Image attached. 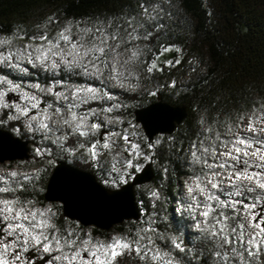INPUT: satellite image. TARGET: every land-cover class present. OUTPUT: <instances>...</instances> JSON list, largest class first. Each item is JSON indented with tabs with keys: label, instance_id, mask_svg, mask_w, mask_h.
I'll list each match as a JSON object with an SVG mask.
<instances>
[{
	"label": "trees",
	"instance_id": "16d2710c",
	"mask_svg": "<svg viewBox=\"0 0 264 264\" xmlns=\"http://www.w3.org/2000/svg\"><path fill=\"white\" fill-rule=\"evenodd\" d=\"M144 4L154 15H159L164 27L153 29L152 38L139 42L143 51L136 70L138 79L132 78V90L121 95L115 107L107 111L112 122L109 131L120 134L115 135L113 147L100 149L98 145L97 150L102 155L93 160L87 150L92 135L69 141L75 153L72 157L59 154L56 151L59 147L52 144L49 159L36 163L39 166L36 176L25 182L23 189H17L14 196L21 202L30 201V205H48L43 191L57 160L90 171L109 189L119 188L146 163H151L152 180L134 188L139 219L125 220L111 230L91 226L94 235L106 240L110 232H116V238L132 240L142 234L141 229L151 226L155 231L147 235L152 237L156 248L170 251L173 264H264V245L260 246L258 256L243 253L241 257L232 252V247L240 249L237 243L227 247L229 258L223 260L224 249L217 240L205 239V233L190 232L175 207L182 179L204 177L208 167L203 160L209 164L210 159L230 143V135L239 121L249 114L264 113V0H0V39L9 41L0 46V51L19 52L27 44L40 43L29 40L30 36L47 33L51 37L65 27L75 33L101 24H126L129 18L146 20L147 17L141 15ZM49 17L53 19L50 21ZM148 23L151 25L154 21ZM164 54H168L169 60L164 65H156ZM153 64L156 67L149 72ZM41 71L32 70L31 79L23 81L21 75L0 65L1 77L14 85L22 86V82L47 85L67 80L83 83V77L76 73L62 71L54 77ZM158 96L171 105H184L187 116L173 133L148 140L133 112L158 100ZM102 104L97 102L95 106L110 109ZM0 115V128L27 138L20 128L4 121L9 115L7 111L3 109ZM99 125L103 127L104 123ZM125 135L127 142L123 139ZM133 144L137 149H132ZM193 144L201 150V162H192ZM205 147L207 153H203ZM22 161L17 160L19 164L29 162L28 159ZM215 193L221 199H228L227 194ZM258 194L250 198L243 195L244 202H254ZM50 205L55 211L54 232L61 236L73 233L71 238L81 237L85 227L65 218L59 203ZM173 241L185 250L175 248ZM216 251L221 252V257L215 255ZM120 259L122 264H146L137 256Z\"/></svg>",
	"mask_w": 264,
	"mask_h": 264
},
{
	"label": "snow or ice",
	"instance_id": "6c2138e0",
	"mask_svg": "<svg viewBox=\"0 0 264 264\" xmlns=\"http://www.w3.org/2000/svg\"><path fill=\"white\" fill-rule=\"evenodd\" d=\"M141 8V15L146 16V20L129 18L126 24L115 26L101 24L94 29L81 28L75 33L70 27H65L51 37L47 33H41L39 36L32 35L29 40H38L40 43L35 46L27 44L19 52L0 51V64L24 71L27 69L23 68L22 61H27L33 66L39 65L45 70L61 67L69 70L79 69L85 77L98 79L102 83L114 82L121 87L128 86L133 77L138 79L136 70L141 63L143 51L139 42L152 38L153 29L159 30L164 27L160 23L159 15H154L149 11L147 4L141 5ZM52 19L49 17L50 21ZM148 21H154V23L149 25ZM8 43L9 41L0 39V46ZM155 67L156 65L153 64L148 71L151 72ZM4 83L10 85V91L19 88V85H14L11 81L0 77V84ZM35 87L39 89V85ZM48 92L67 101V111H65V106L60 105L54 111H50L51 104L40 108L41 101L32 94H25L22 97L27 102L23 108L19 105H9L4 103L5 93L3 91H0V108L15 107L20 115L28 117V126L31 130L43 133L46 137L48 134L61 133L63 130L65 141L72 136L88 137L100 128L97 123L88 124L95 110L77 112L81 105L97 98L98 89L91 86L76 88L70 95L57 93L52 89H48ZM32 109H37V112L29 116ZM106 111H111V109H106ZM9 119H19V116L10 115ZM247 128L250 133H264V116L250 118ZM112 135L120 134L113 133ZM61 138V135H56L54 142L60 143ZM123 139L127 142L128 136L125 135ZM114 143V141L110 143L105 140L100 147L110 150ZM98 144L99 141L91 142L87 149L93 160L102 155L97 150ZM255 145H260V147H256L255 151H249ZM64 146L61 144V147ZM137 147L135 144L132 145L133 150ZM192 149V162H201V150L198 145L193 144ZM207 152L208 148H203V153ZM224 155L236 163L241 162V156L256 157L259 163L244 159L245 167L237 170L235 165L226 163L208 165L207 160L204 159L203 163L210 169L213 167L233 168L234 171L224 179L229 180V187H235L236 191L228 192V199H221L219 195L207 189L206 184L202 186L203 182L197 177L194 183L187 186V193L195 202L189 205V208L192 210L196 228L206 234L204 238L216 239L219 247L224 249L222 257L221 252H215L217 257L227 261L229 258L227 247L237 243L240 249L232 247L233 253L241 257L243 253L252 257L258 256L261 251L260 246L264 245V206H261L260 211L256 209L261 205V201H264V172H250L249 169H264V137L255 139L253 136L237 135L232 142V149ZM113 169H115V164H113ZM19 175L14 171L9 172L7 177L0 175V181L4 182L3 186H0V264H22L23 254L28 253L30 249H38L49 254L60 253V255L52 256L48 264H52V261L61 262V264H122L119 258L132 254L145 261L146 264L149 260L151 264H173L170 251H161L156 248L152 237L147 235L155 231L151 226L141 229L142 234L135 239L113 238L108 242L95 241L90 236L71 238L74 236L73 233L61 236L54 231L50 232L49 230L54 228L51 209L34 208L30 206V201L21 202L19 197L4 195L17 191V187L8 182V177L15 181V185L23 189V183L16 179ZM220 175L221 173L213 172V179L207 180L211 189L220 190L223 181L215 180V177ZM23 179L26 180L29 177L24 176ZM242 181L249 183L247 186L238 183ZM253 183H255V188L251 186ZM244 187H247L249 193L259 188L261 193L255 197L254 202L245 203L242 191ZM197 192L204 196L203 200L195 195ZM234 196L242 197V199H233ZM238 205L242 206L243 213ZM198 209H203V211L198 212ZM197 216L203 219H198ZM245 235L248 236L246 241L244 240ZM173 245L180 251L185 250L175 241ZM28 259L31 260L32 256L30 255Z\"/></svg>",
	"mask_w": 264,
	"mask_h": 264
},
{
	"label": "rangeland",
	"instance_id": "374dc122",
	"mask_svg": "<svg viewBox=\"0 0 264 264\" xmlns=\"http://www.w3.org/2000/svg\"><path fill=\"white\" fill-rule=\"evenodd\" d=\"M168 54H164L163 56H161L159 58V60L157 61L156 65L160 66V65H164L166 64V62L169 60V56H167ZM23 68H26L27 71L24 70H17L14 67H8L5 64H0L2 66H4L5 70H13L15 71L16 74L21 75V77H23V81H25V79H31V76H29V72H31L34 69H41V73H44L45 71L49 74H51L54 77L58 76V73L62 72V71H67L68 73L71 72L79 74L83 77V83H76V82H72V81H65L63 83L59 82H54L51 84H43V85H39V89L36 88V84H32L30 82H22V86H19L18 89L15 90H9L10 86L7 83L4 84H0V91H3L6 95V93H14L18 96V100L16 102L12 101V98L8 101L5 98L4 95V103L9 104V105H19L21 108L25 107L26 105V101L23 100V96L25 94H32L37 96V98L41 101L40 103V108H45L47 107L49 104L52 105L50 111H54L55 108L60 105V106H65V111H67L66 109V105H67V101H65L64 99H62L61 97L52 95L50 92H48V89H52L54 92L57 93H61V94H71L72 91H74L76 88H83V87H94L96 89L99 90V95L97 96V98L90 100L89 103L83 104L81 105V107L79 109H77L78 113H83L86 112L89 109H93L95 110V114L90 116L89 120H88V124L89 121H92L93 123L98 122L100 123H104L103 127L98 128L93 134H91L93 136V140L92 142H95L96 140H99V147L105 142V140H108L110 143L114 141L115 139V135H112V133L109 131V126L110 124H112L108 112L106 110H102L98 108V105L95 106V103L97 102H102V106H107L110 109H112L113 107H115V101H118L121 97V95H123L125 92H130V90H132V86L133 83L132 81L130 82V85L125 86V87H121L119 85H117L114 82H104L102 83L100 80L95 79V78H88L85 77L83 74L80 73L79 69H72L69 70L67 68L61 67L59 69H49V70H45L43 67L37 65V66H31L28 62H21ZM1 77V75H0ZM56 80V79H55ZM96 82V83H95ZM95 83V84H93ZM7 111V114L9 113V115L7 116V118L4 119V121L6 123H12L14 128H20L22 131L25 132V134L27 135V139L29 140V145H30V158L28 159V163H18L17 161H8V162H4V163H0V175L2 176H6L9 172H17L20 175L16 178L18 180H20V182H22L23 184L25 182H30L31 180L34 179V177L36 176V172H37V168L39 166L36 165V163L40 160H47L49 159L50 153H51V146L52 144H55V148L56 145L59 147L56 149V151H58L59 154H63L66 155L68 157H72L75 153L74 150L70 148L69 146V141H71L72 139H74L75 137L77 139H83V137H77V136H72L69 137L67 141H65L63 139V130L61 131V133H55V134H48L47 137L45 136V134L40 133V132H35L33 130H31L29 128V120L28 117H25L23 115H20L15 107H7V108H0V113L2 112V110ZM37 112V109H32L29 112V116L35 115ZM10 115H15V116H19V119H9ZM1 116V115H0ZM264 116V113L262 114H249L247 116H245L244 118H242L237 127L234 128L232 134L230 135V143L224 147L221 151H219L213 158L210 159L209 164L208 165H219L221 163H226L228 165H235V169L239 170V169H243L245 167V165L243 164V160L244 159H248L250 162L253 163H259V160L256 157H243L241 156V162L240 163H236V161L228 158L227 156L224 155V153L228 152L229 150L232 149V142L234 141V139L236 138L237 135H240L242 137H249V136H253L255 139H259L261 137H264V133H250L248 131L247 125L249 123V119L252 117H261ZM257 127H259V124H257ZM10 131V130H9ZM11 132V131H10ZM12 133V132H11ZM13 134V133H12ZM14 135V134H13ZM56 135H61V141L60 143H56L54 142L56 140ZM61 144H64V147H61ZM97 145V146H98ZM243 147V146H241ZM256 147H260V145H255L252 149H249V151H255ZM102 147H100L101 149ZM233 155H235V153L233 152ZM27 161V160H26ZM23 162V161H22ZM234 171L233 168H220V167H213V168H207V173L205 174L204 177H202L200 180L203 182L202 186L204 184L207 185V189L211 190L212 192H220L222 194H227L228 192H235L236 188L235 187H229L230 181L227 179H224V177H227L230 173H232ZM250 172L252 171H260V172H264V169H256V168H251L249 169ZM213 172H218L221 173L220 176L215 177V180H222L223 182L221 183V188L220 190L217 189H211V185L207 184V180L208 179H213L212 177V173ZM24 176L29 177V179H23ZM195 179L191 178V177H185L182 179V181L180 182V192L179 195L177 197V202H176V211L178 212V214H181L183 216V220L185 221V223L188 226V230L192 233H198L199 235L202 233L200 232L197 228H196V222L193 219V213L192 210L189 208V205L194 204L195 202L191 199V197L189 196V194L187 193V186L189 184L194 183ZM8 182L13 184L14 186L17 187V189H20L18 187V185H15V181L8 177ZM3 181H0V186H3ZM238 183H242L243 185L247 186L248 185V181H242V182H238ZM252 187L255 188V183H253L251 185ZM109 189V188H108ZM243 191V195H245L247 198H250V196L254 195L255 193H261V190L259 188L256 189L255 192H247V187H244L242 189ZM6 197H10V196H14L15 193H7L4 194ZM196 196H198V198L200 200L204 199V196L200 195L199 192L195 193ZM234 199H239V196H234ZM31 207L34 208H38L41 210L44 209H51L52 212V224H53V219H54V215H55V211L54 208L50 205V202H48V205H46L45 207H38L35 205H30ZM238 207L241 209V213H243V208L242 206ZM260 206L257 207L256 211H260ZM199 211H203V209H198ZM231 211V210H230ZM198 219H203L202 217L197 216ZM111 230V229H110ZM50 232H53V229L49 230ZM81 237H87L90 236L93 240L95 241H103V242H108L113 238H116L118 236V234L116 232H110L107 235V239H102L96 235L93 234V232L91 231V226L85 227V229H83L82 233H81ZM248 239V236L245 235L244 236V240L246 241ZM40 251V250H39ZM42 252V251H40ZM56 255H60V253L55 252ZM131 256L136 257L135 254H132ZM129 257V256H127ZM121 258V257H120ZM139 258V257H137ZM135 259V258H134ZM194 259H198V258H194ZM121 261V259H120ZM56 264H61V262H57Z\"/></svg>",
	"mask_w": 264,
	"mask_h": 264
},
{
	"label": "water",
	"instance_id": "95a60500",
	"mask_svg": "<svg viewBox=\"0 0 264 264\" xmlns=\"http://www.w3.org/2000/svg\"><path fill=\"white\" fill-rule=\"evenodd\" d=\"M9 101L18 100L12 92L6 94ZM134 119L148 140L156 135L171 134L187 116L184 105H171L158 100L134 110ZM30 158L29 140L0 128V163L22 161ZM154 177L151 163H146L130 181L119 188L108 189L90 171L82 170L65 160H57L48 176L43 191L47 202L59 203L62 215L80 225L109 230L125 220L140 217L134 188L148 183ZM261 209V207H260ZM46 255L36 264L48 260Z\"/></svg>",
	"mask_w": 264,
	"mask_h": 264
},
{
	"label": "flooded vegetation",
	"instance_id": "af4514ba",
	"mask_svg": "<svg viewBox=\"0 0 264 264\" xmlns=\"http://www.w3.org/2000/svg\"><path fill=\"white\" fill-rule=\"evenodd\" d=\"M23 255H24V260L22 261V264H36L37 261H39L40 259H42L46 255H48L49 258L43 264H48V261H50L51 257L55 256L56 253L53 252V253L49 254V253L40 252L38 249H30V251L28 253H24ZM30 255L32 256L31 260L28 259V257ZM52 264H56V261H52Z\"/></svg>",
	"mask_w": 264,
	"mask_h": 264
}]
</instances>
